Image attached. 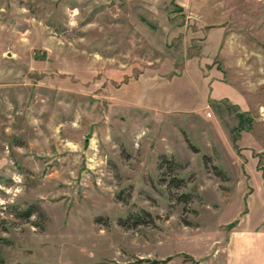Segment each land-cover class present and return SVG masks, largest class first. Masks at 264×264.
<instances>
[{
    "label": "rangeland",
    "instance_id": "1",
    "mask_svg": "<svg viewBox=\"0 0 264 264\" xmlns=\"http://www.w3.org/2000/svg\"><path fill=\"white\" fill-rule=\"evenodd\" d=\"M263 167L264 0H0V264H221Z\"/></svg>",
    "mask_w": 264,
    "mask_h": 264
},
{
    "label": "crops",
    "instance_id": "2",
    "mask_svg": "<svg viewBox=\"0 0 264 264\" xmlns=\"http://www.w3.org/2000/svg\"><path fill=\"white\" fill-rule=\"evenodd\" d=\"M210 30L211 29H209V31ZM208 34L209 32H207L206 35L208 36ZM222 35L223 32H218L216 35L217 42L213 50L207 49L206 53L208 55L206 57L200 58L196 55H192L193 57L190 58L192 60L189 61L190 64L184 63V67L186 69L188 65H190L193 70L196 71L197 69L198 71H202L203 66H205L207 77H209V80H212L213 83L212 90L221 89V91L219 90L221 92L220 97L228 98V95H231L230 98L239 100L240 94L228 81L223 79L222 70L215 65V63L212 64L209 62L217 53ZM199 59H204L203 65L198 61ZM226 108H228L227 105ZM262 176H264V167L262 168ZM259 225V223H254L253 225L247 223L240 227H233L229 231L225 246V256L221 264H264V228H260Z\"/></svg>",
    "mask_w": 264,
    "mask_h": 264
},
{
    "label": "trees",
    "instance_id": "3",
    "mask_svg": "<svg viewBox=\"0 0 264 264\" xmlns=\"http://www.w3.org/2000/svg\"><path fill=\"white\" fill-rule=\"evenodd\" d=\"M161 158L164 159L163 156H161ZM160 164H161V162H159V164H158L159 168H160ZM169 182H171L174 186H180L181 184H183V178L181 176L173 175V176H171ZM179 197H180V199L186 201L190 198V194L188 192H182L179 194ZM34 211H36V206L34 204L30 203V204L26 205L24 208L19 210V215L26 217V216L30 215L31 213H33ZM141 219H142V214H141V212H139L137 214L136 218L133 219V221L138 222V221H141Z\"/></svg>",
    "mask_w": 264,
    "mask_h": 264
}]
</instances>
